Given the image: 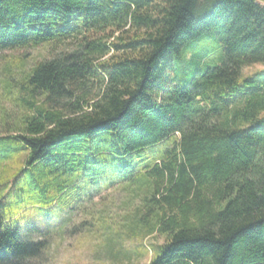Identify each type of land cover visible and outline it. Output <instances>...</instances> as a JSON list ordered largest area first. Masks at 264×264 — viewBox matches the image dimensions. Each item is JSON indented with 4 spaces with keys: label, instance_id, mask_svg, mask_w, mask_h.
I'll return each mask as SVG.
<instances>
[{
    "label": "trees",
    "instance_id": "trees-1",
    "mask_svg": "<svg viewBox=\"0 0 264 264\" xmlns=\"http://www.w3.org/2000/svg\"><path fill=\"white\" fill-rule=\"evenodd\" d=\"M210 38L222 56L202 69ZM67 40L27 65L8 54ZM252 64L264 0H0V264H44L51 211L53 225L84 214L70 232L100 245L158 235L148 264H264ZM191 66L182 85L170 76ZM107 195L119 211L97 207Z\"/></svg>",
    "mask_w": 264,
    "mask_h": 264
},
{
    "label": "rangeland",
    "instance_id": "rangeland-1",
    "mask_svg": "<svg viewBox=\"0 0 264 264\" xmlns=\"http://www.w3.org/2000/svg\"><path fill=\"white\" fill-rule=\"evenodd\" d=\"M76 45L74 40H67L63 43H48L34 48L8 52V54L24 56L27 65L36 59L49 57L50 54L74 49ZM194 54L198 59L199 57H203L201 60L202 69L213 63H218L222 56L220 45L211 38L202 42V44H198L194 50ZM184 68L179 69L174 67V71L170 73L171 77L176 78V71L178 72L180 77L176 81L179 85L186 83L194 71V66L189 67L187 71H184ZM262 69H264L263 64H252L245 66L241 70V73L247 75ZM95 89L96 86L93 87L91 92H94ZM23 158L24 156L21 155L13 162L7 163L5 167L6 171L3 174L6 175L15 171ZM99 201L101 204H98L97 207L106 208L111 213L117 212L120 209V196L107 195L104 200ZM40 216H44V213H41ZM55 216V213L51 211L42 218L48 221L49 226L44 228H48L50 231L49 235H47L49 241L48 247L42 258L44 264H148L152 254V247L163 242L161 237L153 234L141 239L125 238L112 245H104L103 243L100 245V238L89 235L85 236L84 229L81 232H70L74 226L86 218L84 214L77 213L75 217L63 220L61 224L53 225ZM40 222H36L38 227L42 226ZM40 237L43 236L38 233L33 236L34 239Z\"/></svg>",
    "mask_w": 264,
    "mask_h": 264
}]
</instances>
